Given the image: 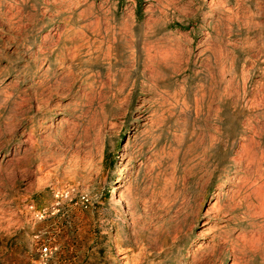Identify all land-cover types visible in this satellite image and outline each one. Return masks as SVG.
I'll use <instances>...</instances> for the list:
<instances>
[{"label":"rangeland","instance_id":"374dc122","mask_svg":"<svg viewBox=\"0 0 264 264\" xmlns=\"http://www.w3.org/2000/svg\"><path fill=\"white\" fill-rule=\"evenodd\" d=\"M0 264H264V0H0Z\"/></svg>","mask_w":264,"mask_h":264},{"label":"bare ground","instance_id":"6f19581e","mask_svg":"<svg viewBox=\"0 0 264 264\" xmlns=\"http://www.w3.org/2000/svg\"><path fill=\"white\" fill-rule=\"evenodd\" d=\"M103 52V51H102ZM119 194H120V185L119 183H117L115 186H114V190H113V193L111 195V198L113 199H117L119 197ZM210 224L209 221H207L204 225L208 226ZM209 227H207L206 229H208Z\"/></svg>","mask_w":264,"mask_h":264},{"label":"built area","instance_id":"2783aa9c","mask_svg":"<svg viewBox=\"0 0 264 264\" xmlns=\"http://www.w3.org/2000/svg\"><path fill=\"white\" fill-rule=\"evenodd\" d=\"M46 251H47V249H46Z\"/></svg>","mask_w":264,"mask_h":264}]
</instances>
